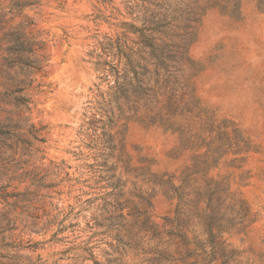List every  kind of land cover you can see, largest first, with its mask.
<instances>
[{
    "label": "rangeland",
    "instance_id": "374dc122",
    "mask_svg": "<svg viewBox=\"0 0 264 264\" xmlns=\"http://www.w3.org/2000/svg\"><path fill=\"white\" fill-rule=\"evenodd\" d=\"M36 1L7 28L46 42L43 142L0 137L31 201L0 264H264V0Z\"/></svg>",
    "mask_w": 264,
    "mask_h": 264
},
{
    "label": "trees",
    "instance_id": "16d2710c",
    "mask_svg": "<svg viewBox=\"0 0 264 264\" xmlns=\"http://www.w3.org/2000/svg\"><path fill=\"white\" fill-rule=\"evenodd\" d=\"M9 6L2 9L0 13V80L3 91L0 93V103L13 106L14 111H3L7 114L3 124L0 123V137L15 139L17 144L33 147V142H43L39 138L40 130L33 124L29 123V118L25 114L30 112L32 103L31 97L27 94L28 90L36 82L34 76L44 71L45 63L48 59L39 55L46 46L45 40L40 34H32L33 22L24 21L16 27L7 28V25L18 16V12L22 14L23 10L28 7L35 6L36 0H6ZM8 15L13 18L6 20ZM41 58V59H40ZM12 148V146H10ZM10 169L7 165L0 163V179L7 178L6 185L0 186V241L3 244L0 249L23 248L21 244H8L5 240L8 234L18 229V221L26 212L28 206L23 203L31 202L27 197L30 193H14L9 192L12 182L16 178L8 176ZM21 211L18 215L17 212ZM37 228V224L26 225L24 228ZM37 244L29 245L28 248H36ZM2 258L19 259L17 255L9 254L7 256L0 254ZM37 264V263H30Z\"/></svg>",
    "mask_w": 264,
    "mask_h": 264
}]
</instances>
